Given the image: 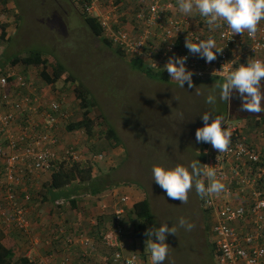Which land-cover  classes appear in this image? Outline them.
<instances>
[{
	"label": "rangeland",
	"instance_id": "obj_1",
	"mask_svg": "<svg viewBox=\"0 0 264 264\" xmlns=\"http://www.w3.org/2000/svg\"><path fill=\"white\" fill-rule=\"evenodd\" d=\"M81 4L80 0H7L3 19L8 24L9 37L0 43L1 55L4 57V60L0 61V75L12 68L19 76L33 78L40 87L52 88L51 95L65 102L64 117L60 125L64 147H71L86 158L92 157L93 154H104L105 158L91 163L98 175L109 173L112 181L118 183L114 187H118L120 196L128 197L126 206L131 208L138 199L135 195L129 198L128 190L137 189L150 200L156 227H160L162 223H168L169 227L175 226L176 234L167 236L169 252L163 264H211L205 254L204 242L194 227L187 230L179 226L181 218L191 224L194 221L199 222L196 211L198 202L195 193L192 194L195 181L194 188L189 191L187 203H182L180 200L168 198L166 192L155 183L152 167L156 164L188 165L198 158V147L201 143L190 142L188 136L190 129L193 133L196 125L204 126L201 117L205 111L214 110L217 115H229L235 124L241 123L250 143L252 142L249 135L255 131L261 133L264 129L263 125H256L261 119L248 117L249 114H234V111L239 109L236 106L241 108V101L236 93L229 104L220 100L219 91L216 90V103H206L207 96L213 94V85L220 78L195 80L192 81V87L186 83L184 88H181L177 83L153 79L133 68L129 57L118 54L114 44L111 47L106 45L91 32L83 18L85 16H78L73 11L75 6L79 7L81 12L84 11ZM128 5L132 6V0H126V10L132 13V8L127 7ZM3 10L4 7L0 4V15ZM31 50L45 53L49 60L50 74L59 61L89 89L92 99L96 102L92 116L103 117L98 120L94 135H89L84 129H69L71 123L82 117L73 83L65 84L59 81L49 85L39 76L35 66L12 63L14 56L28 55ZM103 119L114 127L120 143L106 137ZM44 181L46 180H42V183ZM123 183H131L132 187L124 186ZM36 193L39 194L38 189L34 191V194ZM81 202L82 200H79L77 203ZM56 211L59 209L56 208ZM112 212L113 210H109V206L105 205L99 214L93 215L94 219L105 215L101 228L95 232L101 244L102 232L113 223ZM28 217L30 219L29 214ZM207 218L209 217L205 213L206 229L209 225L212 229V219L210 217L211 220L207 221ZM124 222L128 238L125 244L130 243V252L139 255L143 263L150 264L145 252L148 237H133V225L129 215L125 214ZM70 229L74 235L78 234L72 227ZM211 229L210 233L208 232L210 241L213 240ZM0 230L4 235H17V228L5 226L4 222L0 223ZM50 238L51 240L47 239L46 242L55 241L54 236ZM3 240H6L5 237ZM34 241L37 247L40 239ZM63 241L66 243L65 239ZM19 243L23 244L22 241ZM30 246L29 243V248ZM97 247L94 241L89 253L97 251ZM105 249L108 255V249Z\"/></svg>",
	"mask_w": 264,
	"mask_h": 264
},
{
	"label": "built area",
	"instance_id": "obj_2",
	"mask_svg": "<svg viewBox=\"0 0 264 264\" xmlns=\"http://www.w3.org/2000/svg\"><path fill=\"white\" fill-rule=\"evenodd\" d=\"M84 1V11L99 20L104 35L122 48L124 55L129 58L139 55L151 67L156 63L154 69L163 70L170 57L187 56L186 66L193 71L192 80H199L221 78L224 71L247 64L249 59L264 60V21L254 36L247 32L233 34L223 22L219 28H210L195 9L196 16L182 14L177 0H132L136 3L137 23L127 28L120 20L126 0ZM209 36L223 49L211 63L185 47L187 38L196 42L197 38ZM10 80L16 85L14 89ZM51 91L37 85L31 77L19 76L12 68L0 75V187L5 190L0 197V223L14 226L25 235L32 231L28 217V204L32 200L29 193L22 195L23 188L19 191L17 187L38 175L51 176L64 160L85 159L71 147L59 150L57 131L64 116L63 101L51 95ZM225 119L231 133L228 149L220 153L204 143L202 162V166L215 168L216 178L225 185L219 194L200 197L212 219L216 264H264V151L248 141L241 123L235 124L229 116ZM260 135L264 137V129ZM95 158L100 160L104 156ZM203 179L207 184V179ZM115 197L113 223L101 234L108 249L103 264H127L132 257L136 258L135 264H143L135 252H126L127 226L123 222L126 198ZM54 239H65L68 247L80 245L83 258L91 254L94 243L87 231L74 235L62 224ZM34 240L31 239L26 252L33 260ZM70 258L65 255L61 264H70Z\"/></svg>",
	"mask_w": 264,
	"mask_h": 264
},
{
	"label": "clouds",
	"instance_id": "obj_3",
	"mask_svg": "<svg viewBox=\"0 0 264 264\" xmlns=\"http://www.w3.org/2000/svg\"><path fill=\"white\" fill-rule=\"evenodd\" d=\"M179 11L185 15H191L195 9L199 16L204 18L209 27L219 28L226 24L233 34L248 33L254 36L258 25L264 21V0H177ZM185 47L190 53L198 55L211 63L223 49L217 46L215 39L209 36L207 39L197 38L193 42L189 38ZM187 56L170 57L163 67L172 81L184 88L187 83L192 87L193 71L186 66ZM153 68L158 65L154 63ZM264 60L249 59L247 64L241 63L234 70L224 71L222 77L213 85V94H209L206 103H216V90L219 98L230 104L233 94H238L241 101V110L249 113H264ZM203 127L196 130V141L208 143L220 153L225 152L230 144L231 133L227 129L225 117L217 115L214 110L205 111L201 117ZM211 121V122H209ZM153 180L164 190L167 197L187 203L189 191L193 188L203 199L204 197L219 194L225 189V185L216 178V170L213 167L203 165L199 159L185 165L177 163L173 166L156 164L152 167ZM207 179L205 184L204 179ZM179 226L191 230L194 225L185 219L179 220ZM169 234H176L175 226L169 227L168 223H162L160 227L149 228L145 235L146 250L150 264H163L168 257L169 245L166 243ZM135 257L130 258L127 264H135Z\"/></svg>",
	"mask_w": 264,
	"mask_h": 264
},
{
	"label": "trees",
	"instance_id": "obj_4",
	"mask_svg": "<svg viewBox=\"0 0 264 264\" xmlns=\"http://www.w3.org/2000/svg\"><path fill=\"white\" fill-rule=\"evenodd\" d=\"M82 3L81 5L84 7L85 1L80 0ZM0 4L3 5L4 10L2 11L0 15V40H5L8 36V24L3 19L4 18V12L6 10V4L7 0H0ZM128 5L127 7H129ZM132 13L128 12L126 10V6L123 9V16L121 17V23L123 25H135L137 23V17L136 12V3L132 1ZM82 14L85 16L84 19L86 21V24L88 25L91 32L98 36L106 45L113 46V43L110 41L108 37H106L103 33V28L99 20L95 17L87 15L85 11H82ZM194 15H197V13L194 11ZM0 41V43H1ZM116 52L120 55H124V51L120 47L115 48ZM126 56V55H125ZM4 57L3 55L0 56V61H3ZM12 63L14 65L16 64H23L25 66H35L36 69H38L39 76L49 85H54L59 81L64 82L65 84L73 83L74 84V93L75 98L77 101V104L79 106V109L82 112V117H79L74 123H71L69 125V129H84L89 135H94V128L98 124V120L103 118L100 115H97L96 117L92 116V113H94V109L96 107V102L92 99V96L90 95L89 89L80 82L61 62H56L53 73L50 74L48 71V65L49 60L45 57V53L39 50H31L28 52V55L23 56H14L12 59ZM130 63L132 64V67L141 71L146 76L151 77L156 80H162L165 82H174L170 79L167 72L162 69H154L151 67L149 62L139 56L134 55L132 58H130ZM6 72L2 73L5 74ZM195 81V80H192ZM9 85L11 88H15L16 85L12 80L9 81ZM52 89V88H51ZM52 92V91H51ZM65 102L63 101L62 104V111L63 106ZM237 109L234 114L236 116L243 115V114H249L248 117L253 118H260L261 120L256 123V125H263L264 127V115L262 113L255 114V113H249L247 111H242L240 107L236 106ZM252 115V116H250ZM229 116V115H227ZM226 116V117H227ZM64 117V116H63ZM62 117V119H63ZM225 117V116H224ZM225 117V118H226ZM230 117V116H229ZM247 117V118H248ZM256 118V119H257ZM65 119V118H64ZM103 124L105 125V135L108 139L115 141V143H120L119 136L114 129L113 126H111L108 121L103 119ZM203 147L204 143H201L200 149L198 151V158L200 163L202 164L204 160V154H203ZM100 155V154H99ZM95 156H98V154H93L92 157L85 156V159H83L80 162H71L68 160H64L60 167L57 170H54L52 175L49 177V180L44 181L39 188H34V186L28 187L29 181H31L33 178L26 179L25 181H22L21 184L17 187L19 191L24 187L27 186L24 190V192H21L22 195H25L29 193L31 195V200L33 197L35 199H43L47 197L46 193H48V196L50 197L49 202L52 201L53 206H56L58 209H64L68 208V206H76L77 202L81 200L83 196L90 197L92 195L95 196H102L107 191H110L113 189V187L118 184L114 183L112 179L109 177V173H101L97 174L94 170V167L91 162L98 161ZM104 156V154H103ZM105 158V157H104ZM124 186H131V183H123ZM38 189L39 194H34V191ZM4 189L0 187V197L4 194ZM45 192V194H44ZM125 197V196H123ZM126 200L128 197H125ZM124 208H127L126 214L129 215L130 220L132 221V231H133V237L138 238H144L147 237L145 235L146 231L149 228L156 227V220L153 214V210L151 207V202L148 199L147 195L144 196V198L137 200L133 203L131 208H128L126 204H124ZM206 216L208 220L210 219V215L208 214L207 210L205 209ZM125 219V215H124ZM124 222V220H123ZM125 223V222H124ZM74 230H77V233L84 230H79V228H75V226H72ZM211 226H207V231L210 233ZM16 232H19L23 234L21 231L16 230ZM209 233H208V239H209ZM25 235V234H24ZM5 235L3 234L2 230H0V264H35V261L28 257L26 253H23L21 255H17L15 244L11 240H7L6 242L3 241V238ZM209 243L212 247V258L215 260L216 252H215V245L213 241L209 239ZM141 258V257H140ZM145 264V263H143Z\"/></svg>",
	"mask_w": 264,
	"mask_h": 264
},
{
	"label": "crops",
	"instance_id": "obj_5",
	"mask_svg": "<svg viewBox=\"0 0 264 264\" xmlns=\"http://www.w3.org/2000/svg\"><path fill=\"white\" fill-rule=\"evenodd\" d=\"M62 121L63 120L59 121L60 125H62ZM248 129H250V127ZM57 134L59 137V150L62 152L65 145L60 132V127ZM249 137L255 146L263 149L264 151V137H262L258 131L251 133ZM49 177L36 176L29 181L28 187L35 185L36 188H39L40 186L42 188V185H40L42 184V180H49ZM24 187L26 188L27 186ZM131 187L132 186H129V188ZM117 189L118 187H113L112 190L107 191L102 196H83L81 204L77 203L76 206L71 205L68 206V208L59 209L58 212L56 211L57 207L53 206L52 201L49 202L51 196H48V193H46L47 197H43L41 200H37L33 197L31 203L28 204L29 216L32 222L31 234L24 235L16 232L19 236L8 234L5 235V239L11 240L13 244L15 243L17 253L23 254L26 252L24 251L25 249H29L31 239L34 238L36 240L39 238L40 244L33 249L35 264H61V260L65 255H69L71 257L70 264H103L106 258L105 256L107 255L105 251L106 247L98 241V238L95 236V232L97 229L101 228L102 223L105 220V215L99 219H94L95 216L93 215L99 214L104 209L105 205L109 206V210L113 208V205L116 204L117 201L115 196H120ZM128 193L129 198L134 195L138 196L137 200L142 199L145 196L141 195L140 191L137 189L128 190ZM137 200H135V202ZM61 224L65 225L68 230L72 226H75V228H79V230H84V232L87 231L89 236L91 235V237H93L92 239L97 243V251L93 250L90 256L83 258L81 256L82 250L78 244L68 247L64 243L63 239L55 240L52 243L46 242L47 239L54 236V233ZM16 236L19 241L23 242V244L17 241L15 238ZM3 241L6 242V240ZM129 245L131 246V244L129 243L127 245L126 252H130Z\"/></svg>",
	"mask_w": 264,
	"mask_h": 264
},
{
	"label": "flooded vegetation",
	"instance_id": "obj_6",
	"mask_svg": "<svg viewBox=\"0 0 264 264\" xmlns=\"http://www.w3.org/2000/svg\"><path fill=\"white\" fill-rule=\"evenodd\" d=\"M78 16H82V12H81V10H80V8L79 7H76L75 6V10H73ZM84 18V17H83ZM200 127H202V125H196V127H195V129L193 130V133H192V131H191V129H190V134H189V136H188V138L189 139H191L190 140V142H192V141H195V142H197L196 141V130L198 129V128H200ZM189 142V143H190ZM197 143H199V142H197ZM201 145V144H200ZM200 145H199V147H198V149H200ZM199 151V150H198ZM193 188H194V185H193ZM193 193H195V195H196V200H197V202H198V204H197V209H196V211L198 212V216H199V222H197V221H194L193 222V225H194V230H195V232H197L200 236H201V238H202V240H203V245H204V249H205V254L207 255V257H209V259H210V263L211 264H216L215 263V260L212 258L213 256H212V247H211V244L209 243V239H208V231H207V229H206V224H205V208H204V206H203V203H202V201H201V199H200V196L197 194V192H196V190L195 189H193V191H192V194ZM195 219H196V217H195ZM195 223V224H194ZM195 226H198V228L197 227H195Z\"/></svg>",
	"mask_w": 264,
	"mask_h": 264
}]
</instances>
